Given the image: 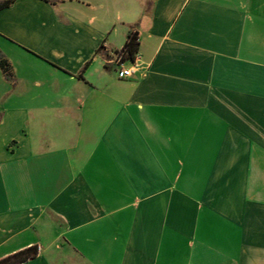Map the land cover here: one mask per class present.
I'll return each mask as SVG.
<instances>
[{"label": "crops", "instance_id": "obj_1", "mask_svg": "<svg viewBox=\"0 0 264 264\" xmlns=\"http://www.w3.org/2000/svg\"><path fill=\"white\" fill-rule=\"evenodd\" d=\"M0 52V259L264 264V0H14Z\"/></svg>", "mask_w": 264, "mask_h": 264}, {"label": "trees", "instance_id": "obj_2", "mask_svg": "<svg viewBox=\"0 0 264 264\" xmlns=\"http://www.w3.org/2000/svg\"><path fill=\"white\" fill-rule=\"evenodd\" d=\"M14 0H2L0 1V10L8 7ZM138 36L136 33H130L127 37V41L124 45V49L128 53V58L133 59L134 53L138 51ZM0 65L2 66L4 72L8 76V78L12 77V74L10 73V67L3 56V54L0 52ZM37 254V248L35 246L21 250L11 256L5 257L0 259V264H18L24 261H27L28 259L35 257Z\"/></svg>", "mask_w": 264, "mask_h": 264}, {"label": "built area", "instance_id": "obj_3", "mask_svg": "<svg viewBox=\"0 0 264 264\" xmlns=\"http://www.w3.org/2000/svg\"><path fill=\"white\" fill-rule=\"evenodd\" d=\"M131 33L135 32L132 31ZM107 62L115 65V70L120 79L130 78L144 68L140 53L138 51L135 52L133 59H129L124 46L113 52Z\"/></svg>", "mask_w": 264, "mask_h": 264}]
</instances>
